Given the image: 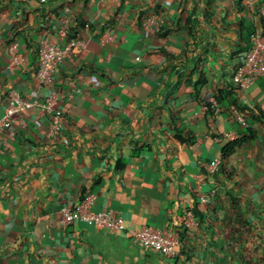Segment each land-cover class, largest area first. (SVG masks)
<instances>
[{
  "label": "crops",
  "instance_id": "obj_1",
  "mask_svg": "<svg viewBox=\"0 0 264 264\" xmlns=\"http://www.w3.org/2000/svg\"><path fill=\"white\" fill-rule=\"evenodd\" d=\"M245 18L263 26L264 0H0V119L27 102L0 137V264H264V76L240 88L246 113L214 96ZM43 38L79 40L51 83ZM242 118L257 139L210 173ZM91 194L127 228L64 224ZM145 225L179 229L180 253L140 246Z\"/></svg>",
  "mask_w": 264,
  "mask_h": 264
},
{
  "label": "built area",
  "instance_id": "obj_2",
  "mask_svg": "<svg viewBox=\"0 0 264 264\" xmlns=\"http://www.w3.org/2000/svg\"><path fill=\"white\" fill-rule=\"evenodd\" d=\"M47 2L49 0H40ZM88 25V24H87ZM79 43L78 38L71 40L67 46H62L58 42H52L48 38H43L40 41L39 48V71L40 79L45 83H51L54 76L61 65L64 57L69 50ZM15 61L20 63L21 56H16ZM264 76V25L258 27L252 35L251 46L243 53L238 62L234 81L241 89L247 88L258 78ZM27 104L26 101L19 96H15L10 101V105L6 114L0 119V137H2L3 130L10 123L13 115L20 107ZM62 120L60 114L54 115L53 122L56 128H59ZM241 122L248 125L246 119L242 118ZM221 158L215 159L211 162L207 170L216 174L220 169ZM206 201V198H203ZM95 196L93 194L87 196L83 201L76 205H64L61 209L63 216V223L68 225L82 220L95 223L98 226L106 227L112 230H125L127 225L123 218L110 209L96 210ZM193 216L192 213H190ZM132 234L140 246L153 250L160 251L167 257H173L180 253L179 247L181 244V232L174 227L157 228L150 225H145L140 229L133 230Z\"/></svg>",
  "mask_w": 264,
  "mask_h": 264
},
{
  "label": "trees",
  "instance_id": "obj_3",
  "mask_svg": "<svg viewBox=\"0 0 264 264\" xmlns=\"http://www.w3.org/2000/svg\"><path fill=\"white\" fill-rule=\"evenodd\" d=\"M81 22V25L85 26L86 23ZM257 26L255 25V23L251 20V19H243V25H242V33H243V39L244 41L247 43L248 48L246 51H248V49L251 46V42H252V35L253 33L257 30ZM77 36V35H75ZM205 83V79H202L199 83H196V86H201ZM227 87L225 88H218L215 92V101L218 104L221 105H226L228 107L234 105L237 106L238 108H240L243 112H247L249 110H251L250 108H248V106L243 105L240 101H239V91L241 90L240 87H238L237 83L234 81V79H230L228 80L227 83ZM206 104L207 106L210 108L213 106V102L209 99L206 100ZM260 113L264 114V111L258 107H256ZM242 127L240 129V133L241 136L231 142H229L224 150H223V154H222V162L220 164V169L216 174L219 173H223V174H231V172L226 170V163L229 162V160L231 159V157L234 155V153L237 152V150L239 148H241L242 146H244L245 144L257 139L258 137V131L252 127L251 125H244L242 122ZM182 139V138H181ZM183 140V139H182ZM181 232V231H180ZM181 235L182 232H181Z\"/></svg>",
  "mask_w": 264,
  "mask_h": 264
}]
</instances>
